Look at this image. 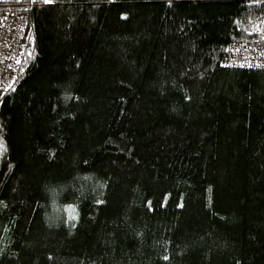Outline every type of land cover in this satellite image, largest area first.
Listing matches in <instances>:
<instances>
[{"label": "trees", "instance_id": "16d2710c", "mask_svg": "<svg viewBox=\"0 0 264 264\" xmlns=\"http://www.w3.org/2000/svg\"><path fill=\"white\" fill-rule=\"evenodd\" d=\"M20 5L0 264H264V68L223 66L264 2Z\"/></svg>", "mask_w": 264, "mask_h": 264}, {"label": "built area", "instance_id": "2783aa9c", "mask_svg": "<svg viewBox=\"0 0 264 264\" xmlns=\"http://www.w3.org/2000/svg\"><path fill=\"white\" fill-rule=\"evenodd\" d=\"M256 2L260 4L264 0ZM22 7L20 0H0V90L11 87L19 76L28 28V18L21 11ZM254 30L252 32L264 36V21ZM223 66L264 68V42L243 40L232 43Z\"/></svg>", "mask_w": 264, "mask_h": 264}]
</instances>
